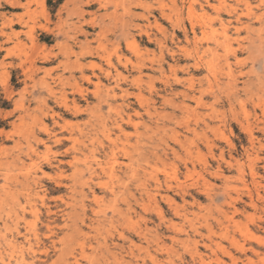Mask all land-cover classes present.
Wrapping results in <instances>:
<instances>
[{"label":"rangeland","instance_id":"rangeland-1","mask_svg":"<svg viewBox=\"0 0 264 264\" xmlns=\"http://www.w3.org/2000/svg\"><path fill=\"white\" fill-rule=\"evenodd\" d=\"M242 1L250 8L239 0H225L222 11L208 4L220 0H0V264H264V0ZM75 82L85 90L83 99L68 84ZM97 84L113 105L123 104L124 91L132 95L127 113L144 117L135 156L161 159L135 161L148 174L138 168L132 178L131 161L122 158L114 181L121 200L96 189L104 200L95 203L90 185L83 186L84 212L73 210L70 199L73 154L64 156L63 149L71 143L53 144L54 135L69 136L62 129L67 122L88 133L91 150L90 141L104 140L101 116L109 108L103 104L94 114ZM63 87L83 115L59 103ZM132 93H141V102ZM30 133L53 148L52 165ZM118 135L113 130L112 138ZM83 175L86 182L89 174ZM39 192L32 209L26 196Z\"/></svg>","mask_w":264,"mask_h":264},{"label":"bare ground","instance_id":"bare-ground-1","mask_svg":"<svg viewBox=\"0 0 264 264\" xmlns=\"http://www.w3.org/2000/svg\"><path fill=\"white\" fill-rule=\"evenodd\" d=\"M240 2H244V1H242V0H239ZM184 3V2H183ZM208 4L216 11V10H218V11H222L223 9H226L227 10V5H226V2H225V0L223 1V0H220V2H219V4L218 5H211L210 4V2H208ZM244 4L247 6V7H249L250 8V5H249V3L248 2H244ZM233 11V10H232ZM207 13V12H206ZM230 13V12H229ZM233 13V12H232ZM133 15V14H132ZM141 15V14H140ZM230 15V14H229ZM138 16V15H137ZM152 16V15H151ZM165 17V16H164ZM134 18V17H133ZM235 18V17H234ZM141 19V18H140ZM151 21H153L154 22V20H151ZM233 21H235V20H233ZM160 22V21H159ZM129 24V23H128ZM148 24V23H147ZM162 24V23H161ZM229 24V23H228ZM243 24V23H242ZM242 24H241V26H242ZM75 25V24H74ZM130 25H131V23H130ZM125 26V25H124ZM146 26V25H145ZM147 26H149V24L147 25ZM152 25H150V27H151ZM157 26V25H156ZM243 26H245V25H243ZM139 27V26H138ZM159 27V26H158ZM246 27V26H245ZM248 27V26H247ZM45 28V27H44ZM133 28V27H132ZM134 29H136V28H134ZM83 30V29H82ZM132 30V29H131ZM140 30V29H139ZM80 31H81V29H80ZM142 31V30H141ZM146 31V30H145ZM224 31H226V30H224ZM83 32V31H82ZM142 33V32H141ZM151 33V32H150ZM149 33V34H150ZM65 34H66V32H65ZM126 34V33H125ZM139 34V33H138ZM143 34V33H142ZM90 35V34H89ZM101 35H102V33H101ZM114 35V34H113ZM127 35V34H126ZM136 35V34H135ZM151 35V34H150ZM154 35H156V34H154ZM189 35V34H188ZM120 37V36H119ZM130 37V36H129ZM151 37V36H150ZM154 37V36H153ZM152 37V38H153ZM142 38V37H141ZM186 38V37H185ZM77 39V38H76ZM103 39V38H102ZM111 39H113V38H111ZM163 39H164V37H163ZM99 40V39H98ZM137 40V39H136ZM154 41V40H153ZM134 42V41H133ZM149 42V41H148ZM151 42H152V40H151ZM77 43V42H76ZM81 43V42H80ZM92 43V42H91ZM157 43V42H156ZM164 43V42H163ZM0 44H2V43H0ZM93 44V43H92ZM166 44V43H165ZM84 45V44H83ZM94 45V44H93ZM142 46V45H141ZM89 47V46H88ZM102 47V46H101ZM125 47V46H124ZM133 47V46H132ZM94 48V47H93ZM135 48H137V47H135ZM141 48V47H140ZM2 49V48H1ZM0 49V50H1ZM85 49V48H84ZM99 49V48H98ZM126 49V48H125ZM6 50V49H5ZM127 51V50H126ZM91 52V51H90ZM94 52H96V51H94ZM166 52V51H165ZM168 52V51H167ZM102 53V52H101ZM148 53V52H147ZM103 54V53H102ZM45 55V54H44ZM86 55V54H85ZM98 55V54H97ZM102 56V55H101ZM26 57V56H25ZM95 57V56H94ZM29 58V57H28ZM105 59H108V58H105ZM88 60V59H87ZM101 60V59H100ZM163 60V59H162ZM85 61V60H84ZM153 61V60H152ZM27 62V61H26ZM93 62V61H92ZM98 62V61H97ZM100 62V61H99ZM108 62V61H107ZM161 62V61H160ZM25 63V62H24ZM22 64V63H21ZM95 64V63H94ZM105 64V63H104ZM108 64V63H107ZM118 64V63H117ZM158 64V63H157ZM32 65H33V63H32ZM92 65V64H91ZM103 65V64H102ZM111 67H112V64L110 63L109 64ZM120 65V64H119ZM30 66V65H29ZM96 66H98V65H93L92 67H96ZM154 66V65H153ZM137 67V66H136ZM142 67V66H141ZM198 67V66H197ZM27 68V67H26ZM33 68H35V67H33ZM65 68V70H66V67H64ZM63 68V69H64ZM99 68V67H98ZM97 68V69H98ZM173 68V67H172ZM28 69V68H27ZM26 69V70H27ZM42 69V68H41ZM71 69V68H70ZM89 69H91V68H89ZM129 69V68H128ZM171 69V68H170ZM32 70V69H31ZM64 70V71H65ZM69 70V69H68ZM87 70V69H86ZM100 70H102L103 71V69H101L100 68ZM112 70V69H111ZM114 70V69H113ZM142 70V69H141ZM150 70H151V68H150ZM33 71V70H32ZM39 71H42V70H39ZM72 71V70H71ZM75 71V70H74ZM93 71V70H92ZM99 71V70H98ZM133 71V70H132ZM137 71V70H136ZM158 71H159V69H158ZM160 71H161V69H160ZM78 72H80L79 70H78ZM84 70L81 68V74H82V76H83V80H86V81H88V82H91V78L89 77H86L85 78V76H84ZM107 72V75L108 76H110L111 75V71L110 70H107L106 71ZM129 72V71H128ZM211 72V71H210ZM26 72H24V74H25ZM36 74H37V72H35ZM100 73H103V72H100ZM139 73V72H138ZM167 73V72H166ZM52 74V73H51ZM80 74V73H79ZM131 74V73H130ZM92 75V74H91ZM106 75V76H107ZM127 75V74H126ZM133 75V74H132ZM161 75V74H160ZM30 76V75H29ZM36 77V76H35ZM34 77V78H35ZM68 77V76H67ZM78 77V76H77ZM98 77V76H97ZM102 77H104V76H102ZM112 77V76H111ZM120 77V76H119ZM135 77H137V76H134V78ZM166 77V76H165ZM164 77V78H165ZM29 78V77H28ZM27 78V79H28ZM64 78H66V77H64ZM131 78V77H130ZM138 78V77H137ZM150 78V77H149ZM30 79V78H29ZM54 79V78H53ZM58 79V78H57ZM63 79V78H62ZM80 79H81V77H80ZM107 79V78H106ZM113 79V78H112ZM119 80H121V79H119ZM32 81H33V79H32ZM31 81V82H32ZM52 81V80H51ZM58 81V80H57ZM76 81H78V80H76ZM81 81V80H80ZM111 81V80H110ZM113 81V80H112ZM122 81V80H121ZM129 81V80H128ZM46 82V81H45ZM123 82V81H122ZM138 82H139V80H138ZM149 82V81H148ZM65 83V82H64ZM47 84H48V82H47ZM54 84H55V82H54ZM69 85H70V88L74 91V92H78L79 93V95H81L82 96V99L85 97V90H83L80 86H79V84H77L76 82H75V84H70V83H68ZM82 84H83V82H82ZM90 84V83H89ZM109 84V83H108ZM115 84V83H114ZM146 84V83H145ZM194 84V83H193ZM192 84V85H193ZM56 85H57V82H56ZM88 85V84H87ZM96 85V84H95ZM165 85V84H164ZM168 85V84H167ZM184 85V84H183ZM45 86V85H44ZM43 86V87H44ZM50 86V85H49ZM48 86V87H49ZM104 86V85H103ZM121 86V85H120ZM136 86V85H135ZM140 86V85H139ZM156 86V85H155ZM65 87H68V86H65ZM65 87H63V88H61V98H60V101H59V103L64 107V110L66 109V111L67 110H74L75 111V113H77L78 115H83V113H84V111H82V109H81V107L79 106V104L77 103V100H74V101H71V102H73L72 103V105H70L69 104V101H68V92H66V89H65ZM102 87V86H101ZM101 87H100V84H97V86H96V91L94 92V95H95V97L97 98V100H98V103H99V105L97 106V108H98V110L94 113V114H98V113H100L101 112V110H102V105L103 104H106L107 106H108V108H109V112H108V115L107 116H105V115H103L102 114V121H103V123H101V127H102V136H103V139L105 140H108V145L106 144V143H104L103 141H99V145L98 146H96L95 145V143H94V141H90V144L89 145H92V147H93V150H91L90 149V147L88 146V145H86V141L84 140V138L85 137H87V135H88V133H84V129H81V127L80 126H77V130L75 129H72L73 128V126L72 125H70L68 122H67V124H65L63 127H62V129L63 130H65V131H67L68 130V135L69 136H62V137H60V136H58V135H54L55 137V139H54V144L53 145H58L59 147H64V146H66V143H71V145H70V147H68L67 149L65 148V149H63V153H64V156H69V155H71V154H73L72 155V162H70L69 164L71 165V167L73 168L72 169V174L69 176V178L68 179H70V183H72V185L69 187L70 188V190H71V197H70V199H72V202L73 203H75L76 202V204H75V206L73 207V210L76 208V206H81L82 207V211H84V212H86V210H85V207L87 206V205H85V199L88 197L87 196V193L85 192V190H84V188H83V186L86 188V186L87 185H90L89 187V189L91 190V192L93 193V201L95 202V203H100V202H102L103 200H104V198H101V197H98V196H96V194H95V191H96V189H100V190H111V193H113V196H114V200H113V202H117V198H119L118 196V193H116L115 192V185H114V181L117 179V177H118V174H117V167L118 166H120V168H121V166L123 165L122 164V162L120 163V161H121V159L122 158H125V159H128L129 161H131V164L130 165H128L129 166V171H131V173H132V178H135L136 176H138L139 175V169L138 168H140V170H143L144 172H145V174L147 175L148 174V170H147V167H142V166H140V165H137L138 167H136L135 165H136V163H135V161H151L152 160V158H154V159H158V161L161 159V157L159 158L158 157V155L155 153V154H153V155H151V156H145L143 159H140V158H136V156H135V154H136V152H138V151H140L141 150V147H142V134L139 132V129H140V125H141V123H140V121H138L139 119H142V118H144L143 117V115L139 112V111H136L135 110V113L134 114H129V113H127V111H126V108H129L130 107V105L131 104H125L126 102H128L129 100V98L132 96L131 94H129L127 91H124V95L122 96L121 95V97H122V99L121 100H123V104H121V105H113L111 102H110V99H111V97H110V95L111 94H107V95H104L103 94V92L101 91ZM115 87V86H114ZM137 87V86H136ZM135 87V88H136ZM146 87H147V85H146ZM148 88V87H147ZM164 88V87H163ZM166 88V87H165ZM52 88H50V90H51ZM56 89V88H55ZM70 89V90H71ZM95 89V88H94ZM113 89V88H112ZM151 89H152V87H151ZM150 89V90H151ZM187 89H189V88H187ZM106 90V89H105ZM108 90V89H107ZM116 90V89H115ZM142 90V89H141ZM141 90H140V92H141ZM145 90V89H144ZM148 90H149V88H148ZM53 91V90H52ZM111 91V90H110ZM139 91V90H138ZM165 91V90H164ZM193 91V90H192ZM195 91V90H194ZM42 92V91H41ZM55 92V91H54ZM58 92V91H57ZM88 92V91H87ZM112 92V91H111ZM121 92V91H120ZM168 92V91H167ZM90 93H91V91H90ZM154 93V92H153ZM182 93V92H181ZM184 93V92H183ZM192 93V92H191ZM41 94V93H40ZM53 94V93H52ZM72 94V93H71ZM74 94V93H73ZM133 94V96H135L134 94H136V93H132ZM138 94V93H137ZM141 94V93H140ZM139 94V95H140ZM170 94V93H169ZM173 94V93H172ZM176 94V93H175ZM91 95H92V93H91ZM139 95H136L135 97L139 100V98H140V96ZM142 95V94H141ZM146 95V94H145ZM150 95V94H149ZM181 95V94H180ZM40 96V95H39ZM46 96V95H45ZM51 96H53V95H51ZM171 96V95H170ZM177 96H178V94H177ZM50 97V96H49ZM54 97V96H53ZM116 95H114L113 96V99H116ZM174 97H176V96H174ZM181 97V96H180ZM183 97V96H182ZM164 98V97H163ZM195 98V97H194ZM198 98V97H197ZM41 99V98H40ZM43 99H45V98H43ZM58 99V98H57ZM142 99V98H141ZM146 99V98H145ZM155 99V98H154ZM184 99V98H183ZM46 100V99H45ZM72 100V99H71ZM119 100V99H118ZM137 100V101H138ZM144 100V99H143ZM163 100V99H162ZM167 100V99H166ZM185 100V99H184ZM35 101V100H34ZM136 101V100H135ZM140 101V100H139ZM174 101V100H173ZM189 101V100H188ZM88 102V101H87ZM95 102V101H94ZM115 102V101H114ZM118 102V101H117ZM131 102V101H130ZM141 102V101H140ZM140 102H138V104L140 103ZM145 102H147L146 100H145ZM16 103H18V101L16 102ZM92 103V102H91ZM133 103V102H132ZM153 103V102H152ZM164 103V102H163ZM165 103H166V101H165ZM187 103V102H186ZM31 104V103H30ZM48 104V103H47ZM55 104V103H54ZM119 104V103H118ZM137 104V103H136ZM144 104V103H143ZM167 104V103H166ZM176 105H177V103H175ZM181 105L183 104V103H180ZM197 104H201V98H199V99H197ZM19 105V104H18ZM18 105H16V106H18ZM45 105V104H44ZM94 105H96V104H94ZM179 105V104H178ZM165 106V105H164ZM186 106V105H185ZM60 107V106H59ZM95 107V106H94ZM132 107V106H131ZM191 107V106H190ZM105 108V107H104ZM162 108V107H161ZM178 108H181V107H178ZM15 109H17V108H15ZM21 109H22V107H21ZM187 109V108H186ZM185 109V110H186ZM192 109V108H191ZM49 110H50V108H49ZM63 110V109H62ZM86 110V109H85ZM90 110V109H89ZM151 110H152V108H151ZM154 110V109H153ZM174 110V109H173ZM182 110V109H181ZM196 110V109H195ZM129 111V110H128ZM182 111H184V110H182ZM186 111H188V110H186ZM193 111V110H192ZM16 112V111H15ZM42 112V111H41ZM69 112V111H68ZM90 112V111H89ZM114 112V113H113ZM146 112L147 113H150V110L148 109V108H146ZM145 112V113H146ZM185 112V111H184ZM189 112V111H188ZM55 113V112H54ZM106 113V112H105ZM182 113V112H181ZM45 114V113H44ZM48 114V113H47ZM52 114V113H51ZM91 114V113H90ZM93 114V113H92ZM164 114H166L167 115V113H164ZM25 115V114H24ZM53 115V114H52ZM62 115V114H61ZM101 115V114H100ZM147 115V114H146ZM161 116H162V114H160ZM183 115V114H182ZM22 116V115H21ZM45 116H47V115H45ZM50 116V115H49ZM56 116V115H55ZM153 116V115H152ZM156 116V115H155ZM186 116V115H185ZM34 117V116H33ZM69 117V116H68ZM96 117V116H95ZM98 117V116H97ZM104 117V118H103ZM150 117H151V115H150ZM79 118V117H78ZM86 118V117H85ZM147 118V117H146ZM155 118V117H154ZM163 118V117H162ZM161 118V119H162ZM51 119H52V117H51ZM75 119V118H74ZM89 119V118H88ZM97 119V118H96ZM151 119V118H150ZM158 119H160V117L158 118ZM53 120H54V118H53ZM58 120V119H57ZM98 120V119H97ZM154 120V119H153ZM100 121V120H99ZM108 121H110V123L112 124L111 126L112 127H114V129H111V128H109L108 126H109V124H108ZM53 122V121H52ZM70 122V121H69ZM85 122V121H84ZM83 122V123H84ZM15 123V122H14ZM76 123V122H75ZM94 123V122H93ZM24 124V123H23ZM22 124V125H23ZM44 125V124H43ZM60 125H61V123H60ZM92 126V123L91 122H89V124H86V126L88 127V126ZM98 125V124H97ZM52 126V125H51ZM56 126V125H55ZM62 126V125H61ZM128 127H131V128H133L134 130H135V133H128L126 130H125V128H128ZM146 127H147V125H146ZM148 127H150V126H148ZM154 127V126H153ZM158 127V126H157ZM61 128V127H60ZM162 128V127H161ZM161 128H159V129H161ZM40 129V128H39ZM51 129V128H50ZM49 129V127L48 126H43V127H41V131L43 130L44 131V133L49 137V138H52L53 137V132H51V130ZM52 129H53V127H52ZM69 129H72V130H69ZM158 129V130H159ZM165 129V128H164ZM113 130H117L118 132H119V135L115 138V139H113L112 138V132H113ZM141 130H142V128H141ZM152 130V129H151ZM62 131V130H61ZM161 132V131H160ZM153 133V132H152ZM195 133V132H194ZM31 134V137H33L34 139H35V141H36V143L38 144V146H40L39 145V143H42L43 145H44V147L46 148V152H45V156L44 157H42L43 158V161H45V162H47L49 165H52L53 164V160L51 159L52 157H50V154L52 153V151H53V148L51 147V146H49V145H47V143L46 142H43V141H39L38 139H36L35 138V135H34V133H30ZM64 134V133H63ZM62 134V135H63ZM100 134V133H99ZM117 134V133H116ZM197 134V133H196ZM27 135V134H26ZM29 135V134H28ZM22 136H23V134H22ZM27 137V136H26ZM25 137V138H26ZM29 137V136H28ZM41 137H42V135H41ZM148 138H149V136H148ZM148 138H146V139H148ZM186 138H187V136H186ZM32 139V138H31ZM31 139H30V141H31ZM162 139V138H161ZM176 139V138H175ZM27 140V139H26ZM158 140V139H157ZM165 140H167V139H165ZM189 140V139H188ZM187 140V141H188ZM22 141V140H21ZM24 141V140H23ZM33 141V140H32ZM34 141V142H35ZM164 141V140H163ZM168 141V140H167ZM176 141H177V143H180V146H181V141L177 138L176 139ZM185 141V140H184ZM96 142V141H95ZM165 142V141H164ZM183 142V141H182ZM192 142H194V141H192ZM30 143V142H29ZM33 143V142H32ZM156 143V142H155ZM166 143V142H165ZM169 143V142H168ZM176 143V144H177ZM189 143V142H188ZM187 143V144H188ZM148 144V143H147ZM162 144V143H161ZM167 144V143H166ZM186 144V145H187ZM52 145V146H53ZM178 145V144H177ZM184 145V144H183ZM100 146V147H99ZM158 146V145H157ZM179 146V145H178ZM152 147V146H151ZM166 148H167V146H165ZM182 147V146H181ZM30 148L31 149H33V146L32 145H30ZM175 148V147H174ZM158 150H159V148H158ZM169 150V149H168ZM171 150V149H170ZM169 150V151H170ZM62 151V150H61ZM86 151H89L90 152V155H88L87 153H86ZM30 152V151H29ZM40 152V151H39ZM100 153V154H103V156H104V158L105 159H103V160H101V159H99L98 157H97V153ZM160 152V151H159ZM32 153L34 154V155H36L38 158H41L40 156H39V154H38V152L35 150V149H33L32 150ZM140 153V152H139ZM165 153V152H164ZM28 154V153H27ZM60 154V153H59ZM168 154H169V152H168ZM41 155V154H40ZM56 155V154H55ZM54 155V156H55ZM62 155V154H61ZM83 156L82 158L80 157V156ZM137 155V154H136ZM175 155V154H174ZM173 155V156H174ZM32 156V155H31ZM164 156V155H163ZM167 156V155H166ZM172 156V155H171ZM171 156H169V157H171ZM28 157V156H27ZM30 157V156H29ZM55 157H57V156H55ZM35 158V157H34ZM166 158V157H165ZM172 158V157H171ZM175 158V157H174ZM21 159V158H20ZM124 159V160H125ZM176 159V158H175ZM38 160V159H37ZM69 160V159H68ZM30 161H36V160H34L33 158H31V160ZM59 161V160H58ZM63 161V160H62ZM71 161V160H70ZM89 161H93V162H96L95 164L97 165H95V166H93V162H91V163H89ZM123 161V160H122ZM162 161V160H161ZM69 162V161H68ZM23 163V162H22ZM33 163V162H32ZM39 163V162H38ZM38 163H33L30 167H39V169L40 168H43V165H39ZM59 163V162H58ZM60 163H62V162H60ZM20 164V163H19ZM81 165H83V167H81ZM125 165L127 166V164H124V167H125ZM26 166V165H25ZM54 166V165H53ZM23 167V166H22ZM57 167V166H56ZM45 168V167H44ZM59 170H60V166H58L57 167ZM119 168V169H120ZM31 169V168H30ZM30 169L29 168H26V170H27V172H28V174L30 173ZM36 169V168H35ZM126 169V168H125ZM21 170H23V169H21ZM41 170H43V169H41ZM66 170V169H65ZM64 171V170H63ZM63 171H61L60 170V177L62 178L63 176H64V172ZM85 171L86 172H88V174H89V178H86V179H88V180H86V182H84V181H82L83 180V174L85 173ZM126 171V170H125ZM25 172V171H24ZM35 172V171H34ZM38 172V171H37ZM43 172V171H42ZM122 172V171H121ZM45 173V172H44ZM153 173V172H152ZM123 174V173H122ZM32 175V174H31ZM50 175V174H49ZM48 175V176H49ZM37 176H39V175H37ZM43 176V175H42ZM51 176V175H50ZM200 176V175H199ZM29 177V176H28ZM46 177V176H45ZM11 178V177H10ZM25 178V177H24ZM30 178V177H29ZM104 178H106V179H108V180H103ZM141 178H143V177H141ZM9 179V178H8ZM27 179V178H26ZM42 179V178H41ZM14 180V179H13ZM19 180V179H18ZM32 180H34V179H32ZM36 180V179H35ZM95 180H99L98 182H96V183H94L95 182ZM148 180H149V178H148ZM39 181V180H38ZM41 181V180H40ZM149 181H151V180H149ZM37 182V181H36ZM123 183L124 182H122V185H123ZM146 183V182H145ZM59 184H61L60 182H59ZM152 184V183H151ZM24 185V184H23ZM32 185H33V183H32ZM38 185V184H37ZM44 185V184H43ZM64 185V184H63ZM92 185H94V186H92ZM119 185V184H118ZM141 185V184H140ZM15 186V185H14ZM35 186H36V183H35ZM65 186V185H64ZM3 187V186H2ZM42 187V186H41ZM98 187V188H97ZM124 187V186H123ZM142 187V186H141ZM144 187V186H143ZM146 187V186H145ZM5 188V187H4ZM36 188V187H35ZM139 188V187H138ZM149 188V187H148ZM27 189V188H26ZM32 189V188H31ZM88 189V191H90ZM122 189V188H121ZM126 189V188H125ZM133 189V188H132ZM146 189V188H145ZM6 190V189H5ZM28 190V189H27ZM30 190V189H29ZM105 190V191H106ZM134 190V189H133ZM151 190V189H150ZM19 191V190H18ZM35 191V190H34ZM118 191V190H117ZM140 191V190H139ZM5 192V191H4ZM7 192V191H6ZM121 192V191H120ZM18 193V192H17ZM106 193V192H105ZM134 193V192H133ZM147 193V192H146ZM28 194V193H27ZM40 194V192L39 193H35L34 195L33 194H30V198H28V196H26L27 197V199H28V203L30 204V206H31V208L32 209H35L36 207L35 206H33V205H31L32 204V197H34L35 195H39ZM140 194V193H139ZM8 195V194H7ZM10 195V194H9ZM8 195V196H9ZM12 195V194H11ZM15 195V194H14ZM13 195V196H14ZM78 195L80 196V199H78ZM138 195V194H137ZM150 195H152V194H150ZM143 196V195H142ZM145 196V195H144ZM149 196V195H148ZM166 197V196H165ZM14 198V197H13ZM124 198V197H123ZM120 199V198H119ZM132 199H134V196H133V198H131V200ZM145 199V198H144ZM77 200H79L80 201V203L77 201ZM121 200V199H120ZM141 200V199H140ZM165 200V199H164ZM168 200V199H167ZM124 201V200H123ZM133 201V200H132ZM15 202V201H14ZM120 202V201H119ZM125 202V201H124ZM136 202V204H137V200L135 201ZM170 204V203H169ZM174 204V203H173ZM67 205H71V203H67ZM126 205V204H125ZM134 205V204H133ZM140 206V205H139ZM138 206V207H139ZM23 207V206H22ZM58 207V206H57ZM49 208V207H48ZM130 208H131V206H130ZM50 209V208H49ZM174 209V208H173ZM177 210V209H176ZM55 211V210H54ZM57 212V211H56ZM68 212V211H67ZM118 212V210H116V208L115 209H113V216L111 217V222H112V224L114 223V220H115V214ZM131 212H133V211H131ZM53 213V212H52ZM69 213V212H68ZM134 213V212H133ZM132 213V214H133ZM50 214V213H49ZM97 214V213H96ZM138 214V213H137ZM71 215V212L69 213V216ZM139 215V214H138ZM12 217V216H11ZM106 217V216H105ZM133 217V216H132ZM98 218V217H97ZM107 218H108V216H107ZM123 218V217H122ZM122 218H121V220H122ZM51 220V219H50ZM53 220H54V218H53ZM68 220V219H67ZM105 220V219H104ZM124 220H125V218H124ZM123 220V221H124ZM131 220V219H130ZM134 220V219H133ZM92 221V220H91ZM98 223H101L102 222V220L100 219V218H98L97 220H96ZM95 221V222H96ZM129 221V220H128ZM10 222V221H9ZM125 222H127V221H125ZM129 222H131V221H129ZM57 224V223H56ZM75 225H76V223H74ZM50 226V225H49ZM53 226V225H52ZM111 226V225H110ZM54 227V226H53ZM99 227V226H98ZM19 229V228H18ZM50 229V228H49ZM54 229V228H53ZM20 231V230H19ZM12 234H13V231H12ZM140 235V234H139ZM24 236V235H23ZM14 237V236H13ZM15 238V237H14ZM19 241V240H18ZM20 243V242H19ZM22 243V242H21ZM18 245V244H17ZM19 246V245H18ZM17 246V247H18ZM24 249H25V247H23ZM16 250H14V252H15ZM23 250H21V252H22ZM5 253V252H4ZM17 253V252H16ZM23 253V252H22ZM18 254V253H17ZM20 255V254H19ZM22 255V254H21ZM7 257V256H6ZM19 257V256H18ZM23 257V256H22ZM20 258H18V260H19ZM23 259V258H22ZM138 259V258H137ZM21 260V259H20ZM20 263H22V262H20ZM23 263H24V260H23ZM19 264V263H18Z\"/></svg>","mask_w":264,"mask_h":264}]
</instances>
